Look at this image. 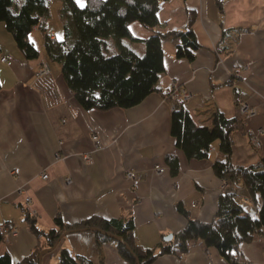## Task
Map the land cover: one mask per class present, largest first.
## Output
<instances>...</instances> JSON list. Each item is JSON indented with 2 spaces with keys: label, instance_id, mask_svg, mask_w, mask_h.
Wrapping results in <instances>:
<instances>
[{
  "label": "crops",
  "instance_id": "obj_1",
  "mask_svg": "<svg viewBox=\"0 0 264 264\" xmlns=\"http://www.w3.org/2000/svg\"><path fill=\"white\" fill-rule=\"evenodd\" d=\"M77 2L86 4V0ZM62 5L63 0H50L43 18V26L53 29L57 39L64 37ZM190 12L196 14L193 28L200 44L195 58L177 57L179 38L163 37L160 90L136 105L107 110L84 108L58 61H49L48 78H36L40 62L48 60L45 27L36 25L29 33L39 55L27 58L0 22V224L18 228L0 243V254L9 252L16 263L45 244L25 219L26 211L44 229L57 227V212L68 223L93 215L112 218L131 213L136 239L145 247L186 224L178 202L192 217L213 218L223 183L212 167L218 151L188 158L176 146L170 134L172 102L162 94L172 82L190 92L184 103L198 124L211 125L216 109L240 120L233 133L234 165L255 164L264 157V0H163L156 28H184ZM129 28L133 37L121 41L143 53L144 41L154 30L139 21H132ZM237 28L244 29L238 33ZM119 50L120 42L107 37L106 52ZM240 100L255 112L243 116ZM169 153L178 157L177 174L171 173L165 160ZM157 164L166 165V171L158 172ZM128 170L136 177L130 178ZM42 172L48 177L43 178ZM242 192L249 194L247 188ZM245 208L257 215L252 198ZM62 247L78 256L79 264H128L113 242H98L92 229L64 235L42 264H58ZM239 256L245 264H264V234L242 242ZM152 264L229 263L215 246L194 240L181 255L161 254Z\"/></svg>",
  "mask_w": 264,
  "mask_h": 264
},
{
  "label": "trees",
  "instance_id": "obj_2",
  "mask_svg": "<svg viewBox=\"0 0 264 264\" xmlns=\"http://www.w3.org/2000/svg\"><path fill=\"white\" fill-rule=\"evenodd\" d=\"M163 0H63L62 14L64 37L45 42L48 61L61 64L63 76L77 101L87 109L107 110L113 107H130L142 101L155 90L160 74L164 71L163 37L179 38L175 55L193 60L199 49L193 22L195 12L189 13L184 28L160 31L158 11ZM50 0H0V21L12 34L17 46L27 58H35L39 50L29 38L34 25L43 26V18L49 11ZM139 21L154 32L145 39V51L139 53L121 40L133 37L129 25ZM244 28H237L238 33ZM225 33V30H224ZM113 36L120 42V50L108 54L106 38ZM233 46L228 47L231 51ZM221 49V48H219ZM169 102H174L170 114V134L175 144L188 158H204L211 153L210 146L218 151L212 167L224 181L245 185L257 206V215L247 212L236 198L232 187L223 190L217 199V211L209 221L192 217L181 202L177 209L187 217L186 224L173 235V239H161L152 247L138 243L134 233L131 213L106 218L93 215L78 223L65 222L57 212V227L40 228L36 218L26 211V220L35 232L43 236L45 244L36 246L20 262H14L9 252L0 254V264H38L39 252L46 246H58L62 234L99 227L107 233L93 230L98 242H113L128 264H152L161 254L181 255L191 242L200 240L206 246H215L229 264H245L239 256V245L251 242L264 234V157L255 164L232 163L233 133L240 124L237 117H227L216 109L211 125H200L193 118L184 100L176 99L170 91H162ZM165 160L172 174L179 172L178 157L169 153ZM120 237L121 239L117 238ZM6 239L0 228V243ZM240 258V260H239ZM80 258L67 247L59 250L58 264H79Z\"/></svg>",
  "mask_w": 264,
  "mask_h": 264
},
{
  "label": "built area",
  "instance_id": "obj_3",
  "mask_svg": "<svg viewBox=\"0 0 264 264\" xmlns=\"http://www.w3.org/2000/svg\"><path fill=\"white\" fill-rule=\"evenodd\" d=\"M34 27H36V25H34ZM45 31H46V34L49 35V37L52 40L56 39L53 29H51L48 26H46L45 27ZM3 59L5 60L6 57L4 56ZM50 74H51L50 62L47 59H43L40 62V66H39L38 71L36 73V78L37 79H46V78H48L50 76ZM169 91L172 92L175 95L176 99L185 100L188 97H190V92L187 89H185L182 85L177 83V82H172V84L170 85ZM174 106H175V103L172 102V107H174ZM238 108H239L240 113L243 116H245V117L250 116V115H252L255 112V108L252 107L245 100H240V102L238 104ZM259 131H263V128H259ZM94 137H96V136H94ZM210 150L211 151H216L214 146H210ZM87 157H89V156H87ZM155 168H156V170L158 172H165L166 169H167V166L164 165V164H157ZM127 174H128V176L130 178H135L136 177L135 172H133L131 170H128ZM41 175H42L43 178H47L48 177V173L47 172H42ZM67 181H70V178H68ZM227 187H232V189L236 191V198L238 200H240V202L244 206H245V204H247L251 200V196L249 194L244 195L243 192H242L243 189H246L245 185H243L241 183H239L238 185H235V184L231 183L230 181H224L223 180V183H222V186H221V189H222L221 191L225 190ZM25 200H26V202H29L30 197L26 196ZM0 228H2V230L5 232L6 237L9 234H16L18 232V228L17 227H15V226H10L9 227L7 223L0 224ZM239 260H240V258H239Z\"/></svg>",
  "mask_w": 264,
  "mask_h": 264
},
{
  "label": "water",
  "instance_id": "obj_4",
  "mask_svg": "<svg viewBox=\"0 0 264 264\" xmlns=\"http://www.w3.org/2000/svg\"><path fill=\"white\" fill-rule=\"evenodd\" d=\"M92 230H99L103 233H107L105 230L99 228V227H91ZM68 233V231H65L63 234H62V237L64 235H66ZM117 238L121 239L120 237L116 236ZM173 237V234H167L166 236H164V239L166 240H170L172 239ZM55 248V246H50V247H46V248H43L40 252H39V261H38V264H42V260H43V257L45 254H47L48 252L52 251L53 249Z\"/></svg>",
  "mask_w": 264,
  "mask_h": 264
},
{
  "label": "rangeland",
  "instance_id": "obj_5",
  "mask_svg": "<svg viewBox=\"0 0 264 264\" xmlns=\"http://www.w3.org/2000/svg\"><path fill=\"white\" fill-rule=\"evenodd\" d=\"M0 22H3V21H0Z\"/></svg>",
  "mask_w": 264,
  "mask_h": 264
}]
</instances>
